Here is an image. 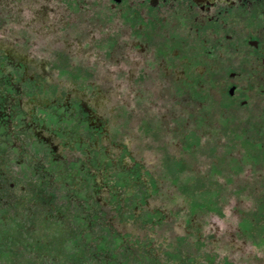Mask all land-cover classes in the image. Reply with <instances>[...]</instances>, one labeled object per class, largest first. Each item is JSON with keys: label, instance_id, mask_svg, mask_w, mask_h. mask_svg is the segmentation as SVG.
Here are the masks:
<instances>
[{"label": "flooded vegetation", "instance_id": "obj_1", "mask_svg": "<svg viewBox=\"0 0 264 264\" xmlns=\"http://www.w3.org/2000/svg\"><path fill=\"white\" fill-rule=\"evenodd\" d=\"M258 14L264 0H0V264H232L231 226L165 205L118 89L235 86Z\"/></svg>", "mask_w": 264, "mask_h": 264}, {"label": "rangeland", "instance_id": "obj_2", "mask_svg": "<svg viewBox=\"0 0 264 264\" xmlns=\"http://www.w3.org/2000/svg\"><path fill=\"white\" fill-rule=\"evenodd\" d=\"M256 17L260 49L253 55L244 46L248 54H235L240 60L227 69L242 73L235 86L181 87L151 76L133 92L129 85L118 89L135 108L126 123L133 126L147 177L162 179L165 205L177 196L206 221L231 226L244 243V251L232 253V264L235 255L264 264V15Z\"/></svg>", "mask_w": 264, "mask_h": 264}]
</instances>
